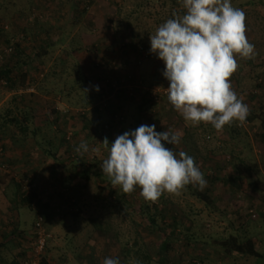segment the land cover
I'll return each mask as SVG.
<instances>
[{
	"label": "rangeland",
	"instance_id": "obj_1",
	"mask_svg": "<svg viewBox=\"0 0 264 264\" xmlns=\"http://www.w3.org/2000/svg\"><path fill=\"white\" fill-rule=\"evenodd\" d=\"M161 1L0 0V24L15 35L14 42L22 39L28 52L47 39L64 42L43 63L35 62L37 69H30L35 81L28 89L8 91L0 79V112L14 94H20L35 108L39 138L51 140L47 146L57 154L52 159L37 151L32 137L25 149L34 152L28 156L14 154V140L0 142L3 183L11 178L32 192L37 190L35 180L25 172H46L41 175L44 181L47 172H56L51 178L54 185L51 179L43 182L38 192L50 203L47 217L23 203L14 207L2 202L0 192V244L4 234L16 227L23 230L8 247H0L3 264H12L13 259L18 264H42V257L47 258L45 264H103L105 257H118L120 264H264V202L252 184L258 178L264 181V128L260 117L250 119L264 112V5L260 0H231L246 14V37L255 45L252 61L260 68L256 77L250 59L236 57L238 65L246 68L236 94L248 105L249 115L243 123L233 121L217 131L210 123L185 121L168 101L164 63L149 51V37L159 26L155 16ZM164 1L178 15L184 13L182 0ZM77 34L84 48L69 53L65 46L73 39L76 48ZM126 42L134 43L137 50L126 48ZM11 47L0 38V65L12 54ZM156 73L158 78L153 76ZM231 86L235 91V83ZM88 98L92 102L85 106ZM142 124L182 133L179 144L166 147L177 156L181 151L195 156L206 186L189 184L177 194L164 192L153 202L145 200L141 190L124 195L120 186L109 183L100 167L108 154L103 141L112 143ZM82 141L88 151L78 153L75 148ZM85 170L91 176L88 183ZM195 187L208 193L214 204L196 198ZM38 221L47 234L42 251L37 250ZM231 235L253 238L263 258L227 254L221 242ZM165 243L171 246L167 252L162 248Z\"/></svg>",
	"mask_w": 264,
	"mask_h": 264
},
{
	"label": "clouds",
	"instance_id": "obj_2",
	"mask_svg": "<svg viewBox=\"0 0 264 264\" xmlns=\"http://www.w3.org/2000/svg\"><path fill=\"white\" fill-rule=\"evenodd\" d=\"M182 5V15L173 13L149 37V51L164 63L169 103L185 121L210 123L217 131L233 121L243 123L249 107L229 78L239 66L237 56H255V45L246 37L244 10L233 7L231 0H182ZM181 137L178 131L142 124L112 143L106 138L108 154L101 170L124 193L139 187L140 195L153 202L189 184L202 189L207 181L194 158L183 151L177 156L166 147L179 144ZM75 151H88V144L82 141ZM103 264H120V259L105 257Z\"/></svg>",
	"mask_w": 264,
	"mask_h": 264
},
{
	"label": "trees",
	"instance_id": "obj_3",
	"mask_svg": "<svg viewBox=\"0 0 264 264\" xmlns=\"http://www.w3.org/2000/svg\"><path fill=\"white\" fill-rule=\"evenodd\" d=\"M90 2L92 1H89L86 3V5L82 8V12L87 11V6ZM246 2L255 3L256 0H247ZM260 3L264 5V0H260ZM76 9L77 11H79L78 6L76 7ZM130 13L133 14V12H130ZM150 13H152L151 10H150ZM173 13H175V11H173L171 8L170 9L168 8V2L164 0L161 1L160 8H157L156 16H155L157 18L158 25L162 24L168 18H172ZM1 19L2 17L0 15V21ZM78 21H79V18L77 16L75 23H78ZM90 22L91 23L89 24L90 26H92L93 22L92 21ZM116 33H119V31H116ZM26 36H27V33H26ZM0 38L4 39L7 47L12 46L11 47L12 54L5 61H3L2 64L0 65V79L4 80L8 91H15L16 89H22V90L28 89L35 81L31 74L32 69L33 70L37 69L35 62L40 61V63H43L44 61L43 59L49 57L51 51H53L54 49H56L57 47H59L61 44L64 43L63 40L58 43L57 41L52 42L51 40L48 41L47 39V40H44V42L40 46H35L33 50L28 52L27 51L28 47L23 44L22 39L19 38L16 42H14L15 35L12 34L10 31H8L5 28V26H2L1 24H0ZM76 38L79 39L80 41L76 48L73 46V43L76 42L73 39L70 41L69 44L65 46L69 53L81 51L84 48L83 43H82L83 40L80 38V34H77ZM76 38L74 39L76 40ZM115 38H116V35L113 36L114 43L117 42V38L116 39ZM23 39L26 40V38H23ZM62 39H65V37H62ZM125 45H126V48H134L135 50H137V47L134 43L126 42ZM61 62L63 64V71L64 72L68 71V68L66 66V60H62ZM248 64L250 66V71L255 70L257 72L256 77L259 76V72H258L260 68L259 65L256 64L255 62L253 63L252 59L248 60ZM253 64L255 65L253 66ZM246 67H247V64H246ZM53 73L52 75L55 74ZM244 73H246V68L242 66H238L237 70L229 78L231 83L232 82L235 83L234 89L236 93H238L239 91V88L241 86V79L243 77L242 75ZM153 76H155V78H158L157 73L154 74ZM46 77L47 76H45L44 81L48 79ZM166 82L169 83L168 80ZM154 83H159V81L154 80ZM71 86H70V90L73 89V85ZM19 95L14 94L6 110H4L3 112H0V142L1 141L3 142L5 139L9 138L12 141L14 140L16 144L20 143L19 145L20 147L25 148V146L28 143L29 138L32 137L34 143L36 144L35 147L37 151L39 150L42 154L50 156V158L52 159H55L57 157L56 156L57 154L50 147L48 148L47 146L50 143H52L51 140L47 141V140H43L44 138H39V130L41 128L40 126L34 125V119H36V115L34 113L35 108L28 105V103H26L24 99L19 98ZM251 98L255 99V95L252 94ZM19 100L22 101V103ZM91 102H92V99L88 98L85 101L84 105L87 106ZM15 112H17L22 117L20 118L19 115L15 114ZM251 112L253 113L254 111L252 110ZM256 117L257 118L260 117V119H262V127L264 128V112H262V114H256L250 117V119L255 120ZM44 141H46V145H44L43 143ZM1 146L3 150L6 149L5 144L2 143ZM188 151H189V148H188ZM232 157H235V154L232 155ZM193 158H195V156ZM83 177L85 178L86 183H88L91 180V176L87 170H85V172L83 173ZM71 178L73 179L72 176H70L68 179L70 180ZM68 179L67 181H69ZM108 182L111 183L110 179H108ZM252 184L255 190L257 191V193L259 194L260 200L264 202V181L261 180V178H258L254 180ZM12 186L16 190L15 192L16 195L14 198L17 197L18 199L19 196L21 197V201H18L16 199L15 202H14V198H11L10 202L12 205L16 207V204L23 203V205L27 206L29 209L33 211L36 210L37 213L41 215L42 217H47V210L50 208V203L44 202V200L40 198V195L37 191L35 190H33L32 192L25 191L23 190L22 185L17 182H13ZM138 190H141V189L139 187H136L133 192L124 193V195L134 194ZM193 195L196 196V198L202 201H205L208 205L214 204V199L208 193L201 191L200 189L196 187L194 188ZM22 231L23 230L20 231L18 230V228H16L12 230L9 234H4L5 238L3 242L0 244V247L2 248L8 247L9 244H11L16 238L19 237V235L23 234ZM221 244L227 254L238 253L241 255H246L248 257L257 258V259L263 258V254L257 247L256 242L253 238H250V237L243 238L240 235H231L226 240H223ZM170 247L171 246L169 243H165L162 245L164 252H167L170 249ZM126 251L129 252L127 248H126ZM26 252H27L26 249L22 250L21 254L25 256ZM145 258L148 260L151 259L148 254H146ZM46 262H47V258L42 257V264H45ZM18 263L19 262L17 259H13L12 264H18ZM0 264H3V259L1 257H0Z\"/></svg>",
	"mask_w": 264,
	"mask_h": 264
},
{
	"label": "crops",
	"instance_id": "obj_4",
	"mask_svg": "<svg viewBox=\"0 0 264 264\" xmlns=\"http://www.w3.org/2000/svg\"><path fill=\"white\" fill-rule=\"evenodd\" d=\"M105 36V35H104ZM20 145V143H17L16 144V146H15V152H14V154L16 153V154H24V155H30V153L31 154H33V152L34 151H32V150H27V149H25L24 147L22 148V149H20L21 147L19 146ZM36 145V144H35ZM24 149H25V151H24ZM38 155H40L39 153H38ZM36 157H37V155H35ZM25 173H28L30 176H31V178L33 179V180H35L34 182V184H33V186H34V189H36L37 188V190H35V191H37V192H39L40 190H42V187H43V182H44V185H45V183L46 182H49V180L53 177L54 178V176H56V172H47V176L45 177L46 178V180L44 181L42 178L43 177H41V175L42 174H45L46 172H25ZM12 175V174H11ZM10 175V176H11ZM13 175H14V173H13ZM12 175V177H15V175L13 176ZM1 179V178H0ZM3 180V179H2ZM2 180H0L1 182H2ZM12 179L10 178V179H7V180H5L4 181V183L2 184H0V192L2 191L3 192V197H2V202H7L8 203V205H11L12 206V204H11V198H14L15 197V195H16V190H15V188H13V186H12V182L13 181H11ZM55 179L54 180H52L51 179V182H52V184L53 183H55ZM16 182V181H15ZM54 185V184H53ZM35 186H36V188H35ZM40 195V198H42V196H41V194H39ZM4 199V200H3ZM17 199V197L16 198H14V202H15V200ZM18 201H21V197L19 196L18 197V199H17ZM44 202H49V201H46V200H44ZM20 206H21V204H20ZM15 207V206H14ZM20 223H21V221H20ZM17 228V227H16ZM18 230H22L21 228L19 229L18 228Z\"/></svg>",
	"mask_w": 264,
	"mask_h": 264
},
{
	"label": "built area",
	"instance_id": "obj_5",
	"mask_svg": "<svg viewBox=\"0 0 264 264\" xmlns=\"http://www.w3.org/2000/svg\"><path fill=\"white\" fill-rule=\"evenodd\" d=\"M36 226H37V250L42 251L46 245L47 234L41 226V221H38Z\"/></svg>",
	"mask_w": 264,
	"mask_h": 264
}]
</instances>
